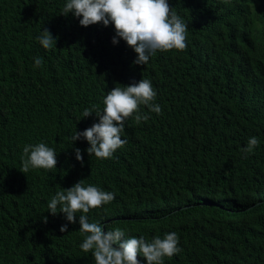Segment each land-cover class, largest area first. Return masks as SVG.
Returning a JSON list of instances; mask_svg holds the SVG:
<instances>
[{"label":"trees","instance_id":"1","mask_svg":"<svg viewBox=\"0 0 264 264\" xmlns=\"http://www.w3.org/2000/svg\"><path fill=\"white\" fill-rule=\"evenodd\" d=\"M62 3L0 0V264H94L78 223L61 233L62 214L47 213L79 180L115 194L90 220L149 239L176 232L182 251L164 264H264V0H169L188 23L186 48L144 66L123 41L111 44V25L81 27L59 15ZM44 29L55 48L35 40ZM141 78L161 114L129 117L111 159L70 145L97 120L83 109ZM250 136L260 143L245 158ZM41 140L58 153L56 169L22 174L23 146Z\"/></svg>","mask_w":264,"mask_h":264},{"label":"clouds","instance_id":"2","mask_svg":"<svg viewBox=\"0 0 264 264\" xmlns=\"http://www.w3.org/2000/svg\"><path fill=\"white\" fill-rule=\"evenodd\" d=\"M69 14L78 19L81 27L99 23L112 26L111 44L123 41L135 54L134 65H145L157 53L186 48L187 21L169 5V0H63L60 16ZM35 40L45 50L55 48L56 38L47 30H40ZM42 59L35 56L32 67L39 68ZM157 91L152 82L141 78L127 86L115 84L102 98V108L93 105L83 109L81 118L94 115L97 120L83 131L69 136L70 145L83 140L88 147L86 154L97 159H111L117 149L127 143L125 125L129 117L137 123L147 121L151 114H161L156 102ZM142 109H146L143 111ZM260 141L250 136L241 152L246 158L254 152ZM57 152L43 140L25 144L20 157V172L56 169ZM74 159L82 161L81 150L73 149ZM115 199V194L95 184L79 180L71 187L56 191L47 202V213L62 214L66 223L59 227L61 233L68 226L78 223L83 237L78 247L90 253L94 264H164L165 258L179 254V238L176 232H165L150 239L144 234L128 235L125 229L109 228L103 217L90 220L87 215L93 209H101ZM47 222V217H42ZM137 257H141L142 261Z\"/></svg>","mask_w":264,"mask_h":264}]
</instances>
